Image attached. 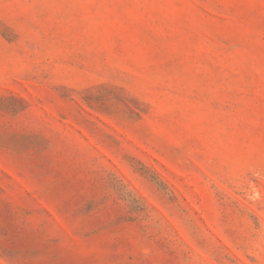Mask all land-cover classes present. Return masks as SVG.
<instances>
[{
  "label": "rangeland",
  "instance_id": "obj_1",
  "mask_svg": "<svg viewBox=\"0 0 264 264\" xmlns=\"http://www.w3.org/2000/svg\"><path fill=\"white\" fill-rule=\"evenodd\" d=\"M0 264H264V0H0Z\"/></svg>",
  "mask_w": 264,
  "mask_h": 264
}]
</instances>
